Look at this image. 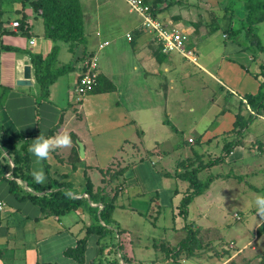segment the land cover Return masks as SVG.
<instances>
[{
  "label": "crops",
  "instance_id": "1",
  "mask_svg": "<svg viewBox=\"0 0 264 264\" xmlns=\"http://www.w3.org/2000/svg\"><path fill=\"white\" fill-rule=\"evenodd\" d=\"M114 1L81 0L85 34L88 39L86 46L88 55L83 60L78 59L83 54V46H81L80 54L78 55L76 52L74 55L69 44L62 45L67 47L69 63L73 64L74 62V68L62 75L66 76V91L62 100L55 103L50 98L51 92L47 98L41 99L31 54L47 56L54 47L59 48L58 43L64 42H54L45 37L43 19L31 1L0 0V153L2 163L8 166L5 174L7 179L3 180L2 184L0 183V197L6 203V208L0 212V264H79L76 259L67 255V251L76 248L79 241L84 238L87 240L86 247L90 248L86 249L84 253V264H93L96 259H93L92 256L99 258L101 255L107 257L110 255L115 260L118 257L120 259L118 264H140L139 262L144 260L150 264H174L173 259L169 258L167 250L176 248L187 237V232L186 237L179 240L154 241L155 259L142 258L141 254L138 258L136 254L142 250V247L134 246L135 238H132V231L128 229L130 228L128 225H124L126 223H122L117 218L118 213H121L120 217L125 219H129L131 214L140 217L147 214L155 226L158 225L159 220L168 217L175 231L180 217L184 218L187 223L192 220L190 212L195 201L200 198L196 197L189 205L187 216L180 214L181 202L189 193V182L181 177L182 174L186 170H192L212 162L222 155H224V162L205 168L199 173L200 179L205 176H213L210 175L212 169L224 163L226 167L223 175L224 190L229 188L225 182L230 181L232 177L240 180L239 184H245L253 190L259 188L255 185V182L258 181L257 177L264 181V101L255 108L250 105L248 99L264 91V69L262 67L264 66V44L261 36L258 35L264 21L254 25L253 34L247 31L246 27H242L241 22L248 18L250 11V4L247 0H234L233 2L232 0H217L215 5H213V0H160L161 2H158L159 11L156 14L158 19L169 27L185 30L191 36L190 44L196 50V63L177 53H163L152 34L142 28V19L138 15V24L128 29L124 35L121 34L122 38L125 37L128 47L130 45V49L121 53V49L108 48L111 45V40L103 38L109 37V35H105L114 32L112 27L115 24L121 28V20H124L119 5ZM213 6H216L218 10L221 9L220 17L217 20L220 22L221 18L224 20L225 26H231L235 30L239 28L240 37L232 38L229 35L230 32H227L228 28L224 30V27H221L224 30L223 40H221L219 31H213L212 26L219 25V23L217 20H208L206 16V10ZM129 13L133 14L130 11ZM16 21L20 23L18 28L13 27V23ZM235 25H239L238 28ZM195 32H198L196 38H192V34H196ZM128 33L133 36L132 41L127 39ZM248 34L256 35L248 40ZM32 41L34 44H31ZM105 42H108V45L98 50V46ZM255 42L262 44L263 50H259V54L251 53L244 48L247 43L250 45ZM96 52L98 61L106 59L99 65V75L103 77V80L97 85V91L89 93L78 103L79 107L76 110L79 122L74 124L75 116L70 113V110L75 104L67 105L66 102H69L70 97V101L74 103L71 95L73 85L81 75L87 58ZM26 61L29 62L32 69L33 85L18 86L17 81L23 77ZM57 62L58 66L63 64L59 59ZM163 73H166V79H163ZM110 83L114 84V90H110ZM185 83L190 85L185 88L182 86ZM212 85L217 87L218 94L213 95V98L205 97V99L213 106H218V113L212 123L214 125L201 127L200 123H195L196 127L193 128L199 129L201 133L196 138L188 139V143L193 146L190 149H183V154L179 152V161H177L175 170L173 169V159L168 158V152L163 158H156L157 149L154 148L153 151L144 145L142 147L145 155L139 156L140 151L125 150L126 145L134 142L137 136L141 143L142 137L145 136L147 140L154 131L158 132L152 135L154 143L169 139L171 136L169 134L165 137L164 133H171L170 125L176 127L168 118L172 117V114L168 112L164 103L161 106H151L155 98L163 101L167 95L174 96L176 91L190 89V86L205 91ZM123 99L125 100L124 104H122ZM234 101L235 103H233ZM190 110L195 109L192 107ZM238 116L252 119L247 126L241 128L238 126ZM84 119L89 122L87 130L92 128L91 135L80 133L81 130L78 127L83 128ZM258 120L260 123H256ZM70 131L75 137L74 142L67 147L51 150L46 159L38 160L29 151L30 145L35 143L39 136L53 137ZM21 135L25 136L24 141L28 143L27 148L31 161L30 173L33 179L35 172L43 171L45 180L39 183L40 185L54 184L55 188L63 185L62 189L67 186L74 197L86 198L91 209L87 211L84 203V206L68 213L56 215L48 210H43L32 199L23 198L28 192L42 197L52 191L60 190L59 187L43 192H34L32 187L19 180V184L24 188L20 191V197L10 191L7 180L13 179V161L7 156L3 146L9 149L10 144L6 141L9 138L18 139ZM171 140L169 139L170 143ZM19 142V145L23 143ZM76 142L78 143L76 144ZM79 143L84 147V157L80 155ZM228 146L235 149L233 148L231 153L226 155L224 150ZM100 148L110 149L108 153H105L106 161L101 163L102 168L96 167V165H86V160L93 159L92 156L95 155L94 157H99V159L104 156V152L103 154L98 152ZM76 150L78 158L75 159ZM234 151L237 153L235 154ZM154 162L164 167H161L159 172L155 168L147 167V163H153L154 167L157 164ZM89 168H99L102 174L111 173L110 177H113L109 185L112 190H115L114 194H107L104 187H98L90 179L93 194L100 193L114 201L112 220L107 225L109 230H102L101 233H98L99 230L95 231V227L100 229V213L103 207L100 206V202L92 201L86 193L87 181L90 178ZM122 169H125L123 173L120 172ZM136 171L138 173H135ZM152 171L157 173V178L160 177V186L153 189L152 193L156 198H150L149 193L147 197L141 190L130 195L128 185L131 183V178L138 174L142 175V172L149 175ZM121 178L124 180L122 185L119 180ZM217 180L220 179H216L213 183ZM108 181V179L106 182L103 181L104 185ZM163 181H166L165 184ZM249 181H252V185H249ZM178 184H182V187H179ZM204 192L202 194L206 193ZM127 194L133 201L129 207L123 202H118ZM208 202L212 204L210 198ZM94 209H96V216ZM197 210L193 222L197 219L200 226L210 227L212 223L204 225L202 220H214L212 213L206 210L202 213L199 209ZM234 216L238 221L240 220V215L236 213ZM175 221L176 223H174ZM189 226L191 225L189 224ZM86 227H89L87 231H85ZM91 228L92 231H90ZM112 230H115L116 238L120 244L117 253H113L114 249L109 245L108 249L105 248V243L101 240V237L109 234V231ZM258 231L259 233H257ZM236 234H238L239 241L237 239L231 241L233 243V246L229 247L230 250H233L231 258L241 255L242 259H249L250 257H247L249 254H254L251 256L254 258L257 254L256 248L254 246L251 248V244L253 245L259 238L264 237V218L257 221L249 232L245 228H241ZM251 234H253L252 238ZM121 235L125 236L126 242L122 241ZM240 242L244 244L242 247H239ZM248 248H251L252 251L247 252ZM195 253L196 251L193 256L188 258L184 253L180 257L179 264H185L191 258L196 259L195 255L198 256V254ZM209 261H214L215 264H227L229 260L212 259Z\"/></svg>",
  "mask_w": 264,
  "mask_h": 264
},
{
  "label": "rangeland",
  "instance_id": "2",
  "mask_svg": "<svg viewBox=\"0 0 264 264\" xmlns=\"http://www.w3.org/2000/svg\"><path fill=\"white\" fill-rule=\"evenodd\" d=\"M216 1L217 0H213V5H215ZM233 1L234 0H232V2ZM114 2H116L119 5L120 10L122 12V15L124 17L123 18L124 20H121V25H120L121 28H119L118 25L115 24V26L112 27V28H114V32H112V33L110 32L109 34L105 35V36L109 35V37L103 36V37H105L103 39H110L111 40V45L108 48L112 49L115 47V48L121 49V53H125L126 51H128L130 49L129 48L130 45L128 47V45H127L128 43H127L125 37L122 38L121 34L124 35L128 29L135 27L134 25L138 24L139 19H138L137 15L129 13V6L127 5V3L124 0H115ZM203 14H204V12H203ZM220 14H221V9L220 8H219V10L216 9V6L210 7V9L206 10V16H207L208 20H210V21H216L217 19H219ZM263 14H264V12H263ZM223 21L224 20H222L220 18V22L217 20V23H219V25L212 26L214 32L219 31V35H220L221 40H223L222 35L224 33V30L226 28H228V26H225V22L223 23ZM244 22H248L247 19L243 20L241 22V25H243ZM213 24H211V25H213ZM238 26L239 25H235V27H237V28H238ZM245 26L247 27L246 23H245ZM221 27H224V30ZM259 31H260V34L258 33V35L261 36V40L264 44V34H263L264 33V25L261 27V29H259ZM195 33L196 34H192V38H194V37L196 38V35L198 32H195ZM231 37L233 38V36H231ZM238 37H240V36H238ZM253 37L254 36H252L251 34H248L247 39L251 40ZM190 40H191V36H190ZM190 40H189V46L192 47V44H190ZM58 44H59V48H58V53H56V55H57L56 58L59 59L60 61H62L63 64L69 63V53L66 50L67 47L62 46V45L65 46L67 43L66 44L65 43H58ZM60 44H61V48H60ZM54 48L52 50H54ZM244 48L248 49V51H250L251 53L259 54L257 42H255L253 44L250 43V45H249V43H247L246 45H244ZM52 50H51V52H52ZM81 50H82V48L79 47L78 51H77L78 55L80 54ZM102 61H106V59L103 58L101 61H98L99 65ZM63 64H61L60 67ZM69 64L72 65V63H69ZM53 67L57 68L59 66L56 65V63H55L53 65ZM73 68H74V64H73ZM161 71L163 72V70H161ZM163 75L164 76H162V77L164 79L166 77V73H163ZM54 83H53L54 85L52 84L53 85L52 88H51V86L49 87V89L51 88L49 93L51 92L50 98H52L55 103H58L59 101L62 100V96L64 95V92L66 91V86H67L66 85V76L60 75L58 77V81L54 82ZM189 85H190L189 83H185L182 86L186 88ZM74 87H76V83L73 85V88ZM216 93L218 94V90H217V87L214 85L210 86V88L205 90V91H201L199 88H195L194 86H190V89L176 91L174 96L167 95L163 101L160 100L159 98L158 99L155 98L153 100V104L151 106H155V105L161 106V104L164 103L163 105L166 107L168 112H171V114H172V117H168V116L167 117L174 123V125L176 127H173L172 125H170L171 127L169 129H170L171 133H168V132L164 133L165 137H167L166 135H169V134L173 137V138L171 136L169 137V139H172L171 143H170L169 139H165V140L159 141L158 143H154V138L152 135H153V133L157 132V131H154L151 133V136L150 135L148 136L147 140L145 139V136H144V138L141 136L143 144L140 142L139 136L135 137L136 138L135 141L126 145L125 150H127L129 152H133V150L134 151L136 150V152H139V151L141 152L139 154V156L141 154L145 155L143 153L144 151H143V147H142V145H144L147 149H150L153 151H154V148L157 149L158 154L154 153L156 158L157 157L163 158L164 155L168 152V158L173 159V169L175 170L176 165H177V161H179L178 160L179 152H182V154H183V149H190V147L193 146L192 144L188 143V139L190 137L196 138L201 133L199 129L197 130L196 128L195 129L193 128V127H196L195 123L196 122L200 123L201 127H207V126L211 127V125H214L212 123H213L214 117L218 113V106H215V105L213 106V104L209 103V101L206 100L205 97L213 98V95H215ZM41 99L43 100L42 96H41ZM66 100H67V98H66ZM68 101L69 102H66L67 105L69 103L73 104V105L75 104L74 107L71 108V110H70V113L74 114V116H75V120H74V124H75V123L79 122V117H78L77 110H76V108L79 107L78 106L79 104L75 103V102L72 103L70 101V97H69ZM124 103H125V100L123 99L122 104H124ZM131 103H133V102H131ZM233 103H235V101ZM192 107H194L195 110L191 111L190 109ZM83 123H84L85 127L84 126H83V128L78 127L81 130L80 133H82L84 135H88V134L91 135L90 130L92 128L90 127V130H87V128H89V122L85 121V119H84ZM256 123H260L259 120ZM54 128H56V127L54 126ZM106 128H109V127H106ZM68 134L70 135L72 142H74L75 137L72 134V132L70 131ZM155 136H156V134H155ZM77 143L78 142H76V144ZM79 145H80V143H79ZM139 148H140V150H139ZM177 150H179V151H177ZM108 151H110V149H108V148L98 149L99 153L103 154V152H104V154H103L104 156H102L101 159H99V157H94L95 156L94 155V156H92L93 159H87L85 164L86 165L88 164L89 166L96 165V167L99 166V168L100 167L102 168L103 165L101 163H105L104 162V161H106L105 153H108ZM234 152H235V154L237 153V151H234ZM234 152L231 154L232 156H233ZM90 155H91V152H90ZM134 157L136 158V156H134ZM74 158L75 159L78 158V151L77 150L75 151ZM183 159H185V158L183 157ZM74 163H78V162H74ZM154 163L156 164L157 162H154ZM152 164L147 163L146 165H147V167L157 169L158 172H159V170L162 169L161 167H164V166L160 165L159 163H157L156 165L154 164L155 165L154 167ZM99 168H89V174L88 175L90 178L88 176H87V178H89V180L91 179L93 181V183H95V185H97L98 187H100V186H101V188L104 187L106 189L107 194H109V193L114 194L115 190H112L111 185H109L110 180L113 178V177H110L111 173L108 175H107V172H105V174H102L99 171ZM224 168H226V167L224 166V163H222V164H220V165H218L212 169V173L210 175H213L212 176L213 181H215L216 179H220V180H217L214 183L212 182L213 184L211 186H209L210 188L208 190H205L206 193L204 192L205 194H202L201 196H199L200 198H198L195 201L193 207L191 206L192 210L190 212V219H192V220L189 221V223H187L184 218L180 217V219L177 221V226H176L177 229L175 231H174V228H172L173 225H171V221H170V219H168V217H165L163 220H159L158 225L155 226V224L154 225L152 224L151 217H148L147 214L144 217H140L138 215L131 214V215H129V219H125V218L120 217L122 215L121 213H118L117 218L120 219V221H122V223H126L124 225H128L130 227L128 229H130V231H132V238L133 239L135 238L134 246L142 247V250L136 254V256H138V258H139V255L141 254L142 258L150 257L151 259H155V257H154L155 256V248L153 246V245H155L154 241L160 242L162 239L175 241L176 239L177 240L182 239L183 237H186V232L188 233V228L191 227V228H193L194 234H196V240H197V243L193 244L194 245L193 251H196L198 256L195 255L196 259L191 258L185 264H215L214 261H209L212 259H217L219 261L221 259L224 261L229 260L230 262L228 261L227 264H247L248 262H250V264H258L259 261L263 260L262 258H264V237L262 239L259 238L258 241L253 243V245L251 244V248L253 246L256 248L257 254L254 258L251 257V256H254V254L247 255V257L248 258L250 257L249 259L251 260L248 262H247V260H249V259H242L241 255L232 259L231 257L233 256V250H230L229 247L233 246L232 242H231L233 239L234 240L237 239L239 241L238 234H236L239 232V229L245 228L247 230V232H249L250 228H252L253 225L257 221L262 220L264 218V216H261L258 214L257 207L254 203L257 196H264V184H263L264 181H263V179L257 177L256 179L258 181L255 182V185H257V187H259V188L258 189L254 188L255 190H253L252 188L250 189L245 184H239V183H241V181L237 180L235 177H232L230 181L225 182V184L229 188L224 190V176H223L224 175ZM228 171H230V170H228ZM135 173H138V172L136 171ZM142 173H143L142 175L138 174L136 177L131 178V183L128 185V187H129L128 189L130 190L129 191L130 195L132 193L137 192L138 190H141V192L146 194L147 197L150 194V196H149L150 198L151 197L156 198L155 195L154 196L152 195V193H153V189L159 188L158 186H160V180H159L160 177L157 178V173L156 172L153 173V171L151 173H149V175L144 174V172H142ZM203 174H209V173H203ZM234 174H235V172L233 173V175ZM205 178H208V177L207 176L202 177V180H204ZM106 179H108L109 181L107 182L106 185H104L103 181L106 182ZM119 180H120V185H122V182H124V180L122 178ZM2 182H3V180L0 179L1 184H2ZM163 182L165 184L166 181H163ZM249 182H250L249 185H252V181H249ZM183 184H184V182H183ZM123 185H124V183H123ZM178 186L182 187V184H178ZM130 188H132V189H130ZM102 192H103V190L101 191V193ZM109 196H112V195H109ZM209 198L212 201V204H209V202H208ZM118 202H123V204L126 205L127 207H129L130 204H133V201L131 198H129L128 194L123 196L122 199L120 198L118 200ZM85 205H86L85 209L87 211L89 209H91L90 205L87 202H85ZM82 206H84V205H82ZM100 206L103 207V204L100 203ZM197 209H199V211H201L202 213H204V210L212 213L213 218H215L214 220L213 219H210L209 221L208 220L207 221L202 220L204 225H210L212 223L210 227L204 228V227L200 226L199 221L197 219L195 222H193V220H195V218H196L195 215H197V213H196L198 211ZM94 212H95V216H96V209H94ZM97 213H98V211H97ZM236 213L238 215H240L239 221L234 216ZM174 223H176V221ZM251 223H253V224H251ZM189 224L191 226H189ZM104 225H105V223L104 222L102 223L100 220L99 226H104ZM200 228H202V229H200ZM88 229H89V227H86L85 231H87ZM195 229L197 230V232H195L196 231ZM198 230H199V232H198ZM257 233H259V231ZM251 235H252L251 236V238H252L253 234H251ZM101 238H102L101 239L102 242L105 243L104 244L106 246L105 248H107L109 245L114 249L113 253L118 252L117 248H118L119 241H118V238H116L115 230L109 231V234L107 233L106 235H104ZM121 238H122V241L126 242L124 235H121ZM242 243L243 242L239 243V247H242L244 245ZM251 248H248L246 251L251 252L252 251ZM86 249L89 250L90 248L86 247ZM86 249H85V251H86ZM110 250H112V249H110ZM158 255H159V253H158ZM92 257H93V259H96L93 262V264H118L120 261V259L118 257H116L117 260H115V259H112L111 258L112 256H110V255L108 257L106 255H101L99 258H95L94 256H92ZM187 258H188V256H187ZM259 258H261V259H259ZM139 263L140 264H150L148 261H145V260L143 262H139ZM162 264H164V263H162Z\"/></svg>",
  "mask_w": 264,
  "mask_h": 264
},
{
  "label": "trees",
  "instance_id": "3",
  "mask_svg": "<svg viewBox=\"0 0 264 264\" xmlns=\"http://www.w3.org/2000/svg\"><path fill=\"white\" fill-rule=\"evenodd\" d=\"M31 1L36 11L39 12V15L42 17L44 26H45V37L53 40L54 42H64L69 44L72 53L75 55L78 48L83 46V51L81 57L78 59H85L87 57L86 46H87V36L85 34V25H84V13L81 5V0H27ZM148 5L152 7L154 13L157 14L159 11L158 2L160 0H145ZM250 4V11L248 14L247 21L244 22L242 27H246V30L250 31L251 34L254 33V25L262 22L264 20V0H247ZM230 27V28H229ZM228 27V32H230V36L238 38L239 29L235 30L231 26ZM238 31V32H237ZM256 34H254L255 36ZM258 49L263 50L261 43L257 42ZM56 53H58V47H55L52 52H50L47 56H43L41 54H31L32 63L35 67V76L38 82V87L40 88L42 98H47L49 94V87L57 81L60 75L68 73L71 69H73V64H65L61 67H53V65L57 62ZM57 65V64H56ZM264 69V66H262ZM103 77L98 76L97 84L94 87L93 91H97V85L102 82ZM114 84L110 83V90H114ZM250 105L253 107H259L261 103L264 101V91H262L257 96H251L248 98ZM250 119H244L241 116H238V126L241 128L247 126L250 122ZM6 133V132H5ZM23 135L18 139H13L7 137V143L10 144V148L7 149L3 145V150L7 152V156L10 157L13 161L12 168V176L13 179H8L10 191L13 192L16 196L20 197V191L24 188L19 184V180L27 183L29 187H32L34 192H43L48 189H56L61 188L60 190L52 191L48 193V195H44L42 197H38L33 192L26 193L24 197H28L35 201L43 210H48L52 214L61 215L72 211L78 207H81L86 202V198H76L70 193V188L67 186L59 185L58 187H54V184L40 185L33 179L31 175V161L28 154V143L24 141ZM19 141L23 143L20 144ZM232 146H228L225 148L224 152L226 155H229L232 151ZM224 155L217 158L216 160L209 162L207 164H203L197 168L192 170H186L184 174H182V178L189 182V193L182 200L180 206V214L183 216H187L189 205L192 201L200 196L213 182L212 176H209L206 180H202L199 178V173L203 171L207 167H211L219 164L220 162H224ZM8 170V166L4 165L1 160L0 153V179L6 180V171ZM125 169L120 170L121 173L124 172ZM116 175V174H115ZM69 185V184H68ZM88 189L86 193L91 197V200L94 202H100L103 204V208L100 213L101 222L105 223L104 226H100V229L95 227V231L101 233L102 230L108 231L109 229L106 227L112 220V212L114 210L113 199H107L105 195L100 193L93 194V186L91 181L88 179L87 181ZM16 191V192H15ZM92 231V228L90 229ZM196 234H194L193 228H188L187 237L182 240L179 245L171 250H167V254L169 258H172L174 264H179L180 257L185 253L188 257L194 255L193 247L194 243H196ZM87 240L84 238L80 240L78 246L74 249H69L67 251V255L73 257L78 261L79 264H84V253L86 249ZM118 245H120L118 243ZM192 245V246H191ZM263 260L259 261L258 264H264ZM247 264H250L248 262Z\"/></svg>",
  "mask_w": 264,
  "mask_h": 264
},
{
  "label": "built area",
  "instance_id": "4",
  "mask_svg": "<svg viewBox=\"0 0 264 264\" xmlns=\"http://www.w3.org/2000/svg\"><path fill=\"white\" fill-rule=\"evenodd\" d=\"M124 1L129 6V11L142 19V28L152 34L153 39L160 45L163 53H178L193 63L197 62L196 50L189 46L190 36L185 30L172 26L169 27L161 22L152 7L145 0ZM19 26V22L13 23V27L15 28ZM126 37L129 41L133 40V36L130 33ZM31 44H34V41ZM106 45H108V42L101 43L98 46V50L103 49ZM87 59L84 63L83 71L76 82V87L71 91L72 100L75 103H80L86 95L92 92L97 84L99 76L98 53H93ZM190 141L193 142L192 139ZM5 208L6 203L0 197V212L4 211Z\"/></svg>",
  "mask_w": 264,
  "mask_h": 264
},
{
  "label": "clouds",
  "instance_id": "5",
  "mask_svg": "<svg viewBox=\"0 0 264 264\" xmlns=\"http://www.w3.org/2000/svg\"><path fill=\"white\" fill-rule=\"evenodd\" d=\"M72 144V139L68 133H61L53 137L39 136L35 143L30 145L29 151L38 159H46L51 150L59 147H67ZM34 179L37 183L45 180L43 171L35 172ZM258 214L264 216V196H257L255 199Z\"/></svg>",
  "mask_w": 264,
  "mask_h": 264
},
{
  "label": "water",
  "instance_id": "6",
  "mask_svg": "<svg viewBox=\"0 0 264 264\" xmlns=\"http://www.w3.org/2000/svg\"><path fill=\"white\" fill-rule=\"evenodd\" d=\"M17 85L18 86H32L33 85L32 69H31L29 62H27V61L24 64L23 77H22V79L17 81ZM79 146H80V155H81V157H84V147L82 144H80Z\"/></svg>",
  "mask_w": 264,
  "mask_h": 264
}]
</instances>
